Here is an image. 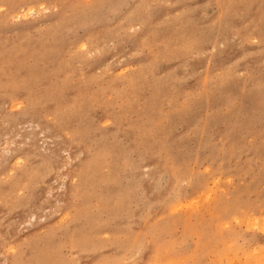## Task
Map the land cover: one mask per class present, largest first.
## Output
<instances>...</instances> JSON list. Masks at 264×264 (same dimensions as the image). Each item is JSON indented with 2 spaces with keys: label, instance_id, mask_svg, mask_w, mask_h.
<instances>
[{
  "label": "rangeland",
  "instance_id": "374dc122",
  "mask_svg": "<svg viewBox=\"0 0 264 264\" xmlns=\"http://www.w3.org/2000/svg\"><path fill=\"white\" fill-rule=\"evenodd\" d=\"M0 264H264V0H0Z\"/></svg>",
  "mask_w": 264,
  "mask_h": 264
},
{
  "label": "bare ground",
  "instance_id": "6f19581e",
  "mask_svg": "<svg viewBox=\"0 0 264 264\" xmlns=\"http://www.w3.org/2000/svg\"><path fill=\"white\" fill-rule=\"evenodd\" d=\"M30 11H31V10H30ZM30 13H32V11H31Z\"/></svg>",
  "mask_w": 264,
  "mask_h": 264
}]
</instances>
